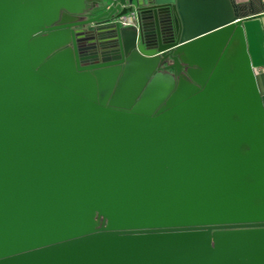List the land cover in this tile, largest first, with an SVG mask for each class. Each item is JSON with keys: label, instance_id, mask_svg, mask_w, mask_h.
Listing matches in <instances>:
<instances>
[{"label": "water", "instance_id": "water-1", "mask_svg": "<svg viewBox=\"0 0 264 264\" xmlns=\"http://www.w3.org/2000/svg\"><path fill=\"white\" fill-rule=\"evenodd\" d=\"M251 15L0 0V264H264Z\"/></svg>", "mask_w": 264, "mask_h": 264}, {"label": "crops", "instance_id": "crops-1", "mask_svg": "<svg viewBox=\"0 0 264 264\" xmlns=\"http://www.w3.org/2000/svg\"><path fill=\"white\" fill-rule=\"evenodd\" d=\"M236 4L245 5L254 15L244 22L249 56L256 72L259 89L264 102V0H234ZM248 12L247 14H250Z\"/></svg>", "mask_w": 264, "mask_h": 264}, {"label": "built area", "instance_id": "built-area-1", "mask_svg": "<svg viewBox=\"0 0 264 264\" xmlns=\"http://www.w3.org/2000/svg\"><path fill=\"white\" fill-rule=\"evenodd\" d=\"M119 22L123 26H128L132 23V17L131 16H122L119 18Z\"/></svg>", "mask_w": 264, "mask_h": 264}, {"label": "flooded vegetation", "instance_id": "flooded-vegetation-1", "mask_svg": "<svg viewBox=\"0 0 264 264\" xmlns=\"http://www.w3.org/2000/svg\"><path fill=\"white\" fill-rule=\"evenodd\" d=\"M158 45V43H157V40L156 39H154L153 41H152V44H151V46H153V47H156Z\"/></svg>", "mask_w": 264, "mask_h": 264}]
</instances>
